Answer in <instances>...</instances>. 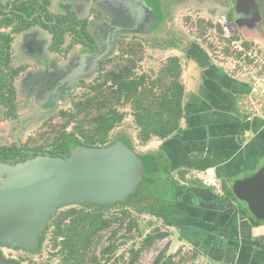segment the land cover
<instances>
[{"label":"crops","instance_id":"1","mask_svg":"<svg viewBox=\"0 0 264 264\" xmlns=\"http://www.w3.org/2000/svg\"><path fill=\"white\" fill-rule=\"evenodd\" d=\"M186 1L193 8L191 17L198 18L190 27L194 29L190 38L182 32L187 27H176L169 17L170 6H181L183 0H151L159 26L153 34L141 36L155 39L147 41L157 44L165 57L181 59L186 89L181 132L142 145L149 155L156 153L159 172L153 180L161 173L165 179L159 183L172 192L168 200L180 198L175 224L166 227L208 264H264V219L256 218L223 186L232 187L264 166V120H248L240 107L250 90L248 62L233 47L229 52L228 45L214 40L220 14L233 22L241 15L236 0ZM258 2L263 9L258 28L237 30L240 40L250 46H264V0ZM200 19L206 27L198 24Z\"/></svg>","mask_w":264,"mask_h":264},{"label":"trees","instance_id":"2","mask_svg":"<svg viewBox=\"0 0 264 264\" xmlns=\"http://www.w3.org/2000/svg\"><path fill=\"white\" fill-rule=\"evenodd\" d=\"M198 24L206 27L201 19ZM216 26L224 37L225 44L233 47L242 56L243 52L234 45V41L240 40L242 36L237 33L232 38H226L221 25ZM244 45L246 48L250 47L248 44L244 43ZM117 49L120 54L114 59L112 67L106 68V64L113 61L112 57L101 60L99 79L90 84L83 81L80 86L87 87L88 92H84L75 99L71 108L62 109L57 113L61 121L56 125L57 129L54 126L51 129L54 135L53 142L56 143L54 146L65 145L69 150L79 145L105 146L112 141V131L123 124L128 117L133 119L132 123L137 130V139L141 145L147 144L154 138L166 139L181 132L186 92L182 82L181 59L178 56H170L161 64L158 72L149 70L138 73L136 71L138 64L144 59V45L136 40L131 42L123 40ZM127 142L131 145L128 140ZM7 150L10 151L9 148ZM9 159V157H0V160L4 162H9ZM157 172L155 170L149 174L151 179H154V174ZM145 181L148 182V178ZM151 181L154 182V180ZM145 183L141 187L142 193H144ZM223 186L227 194L234 195L232 187L224 184ZM146 199L143 195L136 196L135 201L132 197L124 203L102 205L84 202L61 208L51 217L46 231L41 235L38 252L41 251L50 232L53 246H60L64 254L62 264H102L95 250H92L96 235L115 223H119L121 228L126 219H130L128 231L139 226L127 209H122L120 216L114 213L107 215L106 210L111 207L134 205L138 213H149L168 226L175 224L180 213L177 207L179 197L166 201L156 199L157 202L152 205H148L151 201ZM118 230H114L112 237ZM166 234L165 232L146 234L141 246L132 250L130 264H134L144 249L151 247L157 240L163 239ZM1 245L5 246V244ZM116 248V244L110 242L103 250L102 259L106 262L110 261L107 255L114 253ZM89 251L92 254H89ZM0 252L4 255L1 250ZM196 256L194 254L192 260H195ZM185 259L175 262L173 256L167 257L160 253L155 258L154 264H185L187 262Z\"/></svg>","mask_w":264,"mask_h":264},{"label":"water","instance_id":"3","mask_svg":"<svg viewBox=\"0 0 264 264\" xmlns=\"http://www.w3.org/2000/svg\"><path fill=\"white\" fill-rule=\"evenodd\" d=\"M61 1L71 2L79 11L80 0H57L54 8ZM103 1L104 7L97 4L99 1L93 3L103 9H112L105 13L117 37H147L159 26L151 0ZM108 1L112 8L106 3ZM235 9L241 15L235 20L239 27L255 30L263 21V9L258 0H236ZM116 36L104 39L106 45H101V51L94 58L77 56L80 63L63 79L70 82L71 93L78 79L90 77H85L89 63L96 72L97 64L111 57L116 49L112 43L117 40ZM57 107L56 103L51 115L56 113ZM16 138L21 145L19 137ZM153 171L155 163L151 164L136 152L125 138L115 139L105 146L79 145L70 149L66 157L45 154L15 164L0 161V245L37 252L40 237L58 210L84 202L124 203L138 193L141 183ZM232 190L249 212L264 219V166L254 175L236 180ZM0 264L22 263L0 252Z\"/></svg>","mask_w":264,"mask_h":264},{"label":"flooded vegetation","instance_id":"4","mask_svg":"<svg viewBox=\"0 0 264 264\" xmlns=\"http://www.w3.org/2000/svg\"><path fill=\"white\" fill-rule=\"evenodd\" d=\"M56 1L0 0V106L3 107L0 109V129L3 125L8 127L6 136L0 139V157H9L7 163L24 162L45 154L69 155L65 145L33 146L24 141V134L41 120L44 122L40 125L50 122L55 114L50 117L47 114L55 107L57 98L71 92L70 82L63 79L80 63L77 56L94 58L101 51V45H106L104 39L116 36L105 13L112 9L97 5L103 6V0H80L79 11L71 2L63 1L54 8ZM106 3L112 8L110 1ZM126 37L121 35L112 41L115 50ZM50 52L62 56L65 63L62 66L53 64L47 56ZM91 68L89 63L85 77L95 73ZM85 80L78 79L76 85ZM20 93L25 94L26 101L18 97ZM53 100L52 106L43 108ZM23 109L28 113L21 116L19 112Z\"/></svg>","mask_w":264,"mask_h":264},{"label":"rangeland","instance_id":"5","mask_svg":"<svg viewBox=\"0 0 264 264\" xmlns=\"http://www.w3.org/2000/svg\"><path fill=\"white\" fill-rule=\"evenodd\" d=\"M170 8H171L170 10L171 15L169 17L172 20L173 24L174 25L176 24V27H180V26L187 27L186 31H182V32L188 38H190V36L192 35L191 32L194 30V29L191 30L190 27L193 26L198 20L196 16L191 17L192 15H190V13L193 12V8L190 6V2L183 0L181 6H179L178 4L177 5L173 4L170 6ZM215 35L216 37L218 36V38L214 40L217 43L222 42L223 46H225V41L223 40L224 37L219 33L218 29ZM256 37L254 36V38ZM132 40L141 42L145 47L144 59L142 60V62H139L136 71L138 73L147 72L149 70L158 72V70L161 67V64H163V62L166 61L168 57H165L164 54L160 52V50L157 48L158 47L157 44L148 43L149 40L150 42H152V40L155 39H147L148 40L147 41L141 36H133V35H127V37L125 38L126 42H131ZM259 46L264 50V46L262 44H259ZM228 50L230 52L231 47L230 49L228 48ZM119 54L120 53L118 49L112 52L111 56L113 58V61L107 63L106 68L112 67L113 63L115 62L114 59ZM50 59L52 63L55 64L56 66L59 65L62 66L65 63L63 57L58 54L52 55ZM99 77H100V73H97L96 71L91 77L85 80V82L86 84L93 83L94 81L98 80ZM80 85L81 83L78 86H76L75 91L74 92L72 91L73 93L70 92L65 97L57 98L56 103L58 104V107L55 110L56 112L55 115H53V117L50 119V122L48 121L45 122L44 125H40L42 122H44L41 120L38 123L34 124V126H31L29 129H27L23 138L25 142H28L33 146L37 145L41 147H48V146L50 147L51 145L53 146L56 145V143L54 144L53 142L54 135H53V130L51 129L53 128V126L56 128V125H58V123L61 121V117L57 116V113H59V111L62 109L71 108L72 102L75 99L83 95L84 92H88L87 87H82ZM18 97L22 101L23 100L26 101L25 94L20 93L18 94ZM53 104H54V100L52 102H47L46 104H44L43 108H49V106H52ZM1 108L3 107L0 106V109ZM54 108L51 112L54 111ZM20 111L21 112L19 113L21 114V116H24L28 113V110L25 109ZM51 112H48L47 114L48 117H50ZM132 120H133L132 117H128L123 124L115 128L111 133V139L112 141L118 138L127 139L134 147L136 152H138L141 155H144V157H146L147 160L151 164H153L156 157L155 155L156 153L155 151H153L154 153L152 152L149 155L148 150L141 145V142L137 139V130L133 125ZM7 128H8L7 125H3L2 129H0V139H2L1 136H6ZM47 128H49L50 131L46 132ZM153 148L155 150V147ZM147 178L149 181L148 182L143 181L141 183V185L139 186L138 193H136L133 197L134 201L136 200V196L142 197L144 195V197L147 198L146 201L148 200L151 201V203L148 205H152L155 204L158 199L166 201L170 198L172 192H170V190L165 185H161L159 183V182L163 183L165 179V177L161 173L159 175L156 174V178H155L156 180H154V182L151 181L153 180L151 179V175H148ZM144 183H145V188H144V193H142L141 187ZM122 209L129 210L133 216L132 218H134L137 221L139 226L133 227L131 231H128V224L130 219H126L125 223L121 228H119V223H115L112 227L106 228L105 230L99 232L96 235L95 238L96 241L92 250H95V253L97 254L98 258L101 259L102 264H110V263L130 264L132 250L133 249L136 250L141 246L142 240L146 236V234L157 233V232L160 233L165 232L167 234L163 239L157 240L151 247L144 249L138 255L134 264H154L155 258L160 253H163L167 257L173 256V260L175 262L179 261L180 259L184 260V258H186L185 260L187 262L185 264H208L206 259L202 257L192 260V257L194 256V249L192 248L191 245H188L186 243L182 245L180 242L177 241V237H176L177 233H175L174 229L167 228L166 224H164V222L161 219L149 213H138L134 205H125V206L116 205L106 210V214L110 215L114 213L120 216L119 213L121 212ZM116 229L119 230L117 234L114 237H112V234ZM110 242H114L117 248L114 253L107 255L110 257V261L106 262L105 259H102V254L104 248H106V246H108ZM0 250L3 252L6 258L21 261L22 264H62V258L64 255L63 252L61 251L60 246L57 247L53 246V241L51 239L50 232L47 234V238L40 252L37 251L32 253L23 248H14L7 245L5 246L0 245ZM89 252H90L89 254H92L91 251Z\"/></svg>","mask_w":264,"mask_h":264},{"label":"built area","instance_id":"6","mask_svg":"<svg viewBox=\"0 0 264 264\" xmlns=\"http://www.w3.org/2000/svg\"><path fill=\"white\" fill-rule=\"evenodd\" d=\"M216 22L223 28L226 38H232L238 33L237 24L231 21L227 14H220ZM234 45L243 52L242 56L248 62L246 73L250 90L240 100L241 110L248 120H264V50L254 44L246 48L242 40L234 41Z\"/></svg>","mask_w":264,"mask_h":264}]
</instances>
